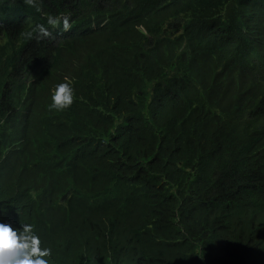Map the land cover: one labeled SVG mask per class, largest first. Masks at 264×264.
<instances>
[{"label":"trees","instance_id":"trees-1","mask_svg":"<svg viewBox=\"0 0 264 264\" xmlns=\"http://www.w3.org/2000/svg\"><path fill=\"white\" fill-rule=\"evenodd\" d=\"M0 222L54 264L264 261V0H0Z\"/></svg>","mask_w":264,"mask_h":264},{"label":"clouds","instance_id":"clouds-1","mask_svg":"<svg viewBox=\"0 0 264 264\" xmlns=\"http://www.w3.org/2000/svg\"><path fill=\"white\" fill-rule=\"evenodd\" d=\"M51 109L63 110L73 103V88L68 82L56 85L52 94ZM48 227L55 223V219L47 221ZM52 233L48 229L34 231L30 224L14 229L11 224L0 222V264H54ZM220 264H235L221 256ZM155 260V259H152ZM151 260V261H152ZM66 264H79L75 257ZM135 264H144L138 263ZM150 264H157L152 261ZM199 264H203L201 261ZM236 264H264L258 258L242 259Z\"/></svg>","mask_w":264,"mask_h":264}]
</instances>
